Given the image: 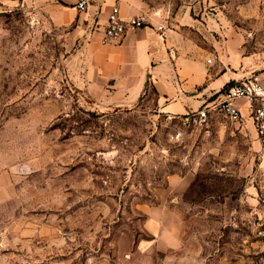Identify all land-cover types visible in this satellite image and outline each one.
<instances>
[{
  "label": "rangeland",
  "instance_id": "obj_1",
  "mask_svg": "<svg viewBox=\"0 0 264 264\" xmlns=\"http://www.w3.org/2000/svg\"><path fill=\"white\" fill-rule=\"evenodd\" d=\"M139 3L213 63L264 61V0ZM71 31L0 1V264H264L253 116L185 123L149 84L96 98L75 81Z\"/></svg>",
  "mask_w": 264,
  "mask_h": 264
},
{
  "label": "crops",
  "instance_id": "obj_2",
  "mask_svg": "<svg viewBox=\"0 0 264 264\" xmlns=\"http://www.w3.org/2000/svg\"><path fill=\"white\" fill-rule=\"evenodd\" d=\"M22 1L39 6L54 25L72 27V34L80 42L73 59L75 81L96 98L130 102L149 84L156 90L162 112L186 115L252 71L259 73L264 82V61L243 60L245 66L240 68L239 59L220 53L221 62L213 63L207 48L165 24L129 28L119 40L102 43L111 8L118 5L125 18L139 15V0H90L84 10L77 8L79 0ZM226 61L234 62L237 69L232 71ZM242 111L243 116L251 118L246 106ZM258 146L262 151L260 140Z\"/></svg>",
  "mask_w": 264,
  "mask_h": 264
},
{
  "label": "built area",
  "instance_id": "obj_3",
  "mask_svg": "<svg viewBox=\"0 0 264 264\" xmlns=\"http://www.w3.org/2000/svg\"><path fill=\"white\" fill-rule=\"evenodd\" d=\"M90 0H79L77 8L86 9ZM149 20L145 14L123 17L118 5L109 12L107 22L103 27L102 43L119 40L129 28L148 26ZM243 106H246L256 124L258 138L262 145L264 159V82L259 73L252 72L243 78L229 84L214 100L205 102L199 109L189 112L184 118L185 123L207 122L211 114L223 115L230 119L243 117ZM264 238V229L259 230Z\"/></svg>",
  "mask_w": 264,
  "mask_h": 264
},
{
  "label": "water",
  "instance_id": "obj_4",
  "mask_svg": "<svg viewBox=\"0 0 264 264\" xmlns=\"http://www.w3.org/2000/svg\"><path fill=\"white\" fill-rule=\"evenodd\" d=\"M148 78H149V75H148Z\"/></svg>",
  "mask_w": 264,
  "mask_h": 264
}]
</instances>
